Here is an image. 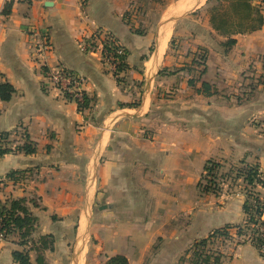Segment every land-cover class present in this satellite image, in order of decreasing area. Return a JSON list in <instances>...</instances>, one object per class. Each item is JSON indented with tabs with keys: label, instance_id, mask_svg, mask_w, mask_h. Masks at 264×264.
Listing matches in <instances>:
<instances>
[{
	"label": "crops",
	"instance_id": "obj_1",
	"mask_svg": "<svg viewBox=\"0 0 264 264\" xmlns=\"http://www.w3.org/2000/svg\"><path fill=\"white\" fill-rule=\"evenodd\" d=\"M159 1L0 0V81L15 89L0 101L11 149L0 158V204L24 199L35 219L26 243L17 233L0 240V264H16L14 252L30 264H191L193 243L243 227L242 179L217 196L197 184L208 161L219 172L256 166L264 181V12L225 50L209 18L201 27L188 19L207 0ZM180 35L189 44L176 58L169 44ZM111 41L126 55L120 71L103 61ZM198 49L200 68L191 65ZM58 68L83 79L86 108L48 81ZM202 83L214 94L197 93ZM26 141L33 154L16 151ZM235 233L216 244L222 264H264Z\"/></svg>",
	"mask_w": 264,
	"mask_h": 264
},
{
	"label": "trees",
	"instance_id": "obj_2",
	"mask_svg": "<svg viewBox=\"0 0 264 264\" xmlns=\"http://www.w3.org/2000/svg\"><path fill=\"white\" fill-rule=\"evenodd\" d=\"M158 2H161L158 0ZM259 4H258V3ZM257 3V4H256ZM207 12L209 13V24L212 30L217 35L226 38L221 43V47L225 50L230 49L235 45L236 41L231 37L237 34H245L257 30L262 24V12H264V0H207L206 1ZM224 8V11L220 9ZM11 3L5 5L2 14L8 15L10 12ZM228 11H231L228 14ZM116 46L111 41L105 46L107 52H115ZM118 57V71L124 68V61L126 55L124 51ZM195 62V60L193 61ZM1 79V75H0ZM192 81H189V86H192ZM206 95H212L211 87L207 83H202L201 88L196 91ZM15 94V89L7 82L0 81V101L8 103ZM66 99L71 100L70 96L65 95ZM87 100L84 97L82 104H77L78 110L86 108ZM2 139H6V135L0 134ZM25 140L27 138L25 137ZM28 141V140H27ZM25 142L22 146L16 148L17 152H23L25 154H33L35 152L34 147ZM11 149L4 148L0 150V158L10 153ZM220 164L208 161L204 167L203 174L197 184V188L201 194L215 195L217 196L221 189L220 183H217V174H219ZM10 177V176H9ZM12 177V176H11ZM223 178V177H222ZM221 179V176H220ZM242 179L246 185V199L242 205V211L245 216V222L243 227L235 226L236 237L239 241L236 245L241 243L250 242L258 251L261 257H264V240L258 236V231L255 228L258 223L264 226V222H261L260 217L264 214V196L260 197L259 194L252 191L256 186L264 188V181L261 179L258 168L256 166H245L237 169L233 180ZM249 190V191H247ZM26 201L24 199L13 200L11 202L0 204V221L3 230L6 231V235L17 233L21 244L27 242L31 233L34 230L35 219L30 215L25 206ZM230 226H225L222 229L216 230L209 234L205 239L199 240L192 244L188 253H190L191 264H222V255L218 251V247L221 244L231 243L232 236L230 235ZM43 239H40L42 241ZM219 244L220 246H217ZM216 245L215 249L209 248V246ZM46 246V245H44ZM223 246V245H222ZM12 258L16 264H30L29 257L26 252H14ZM37 264H42V261H38ZM106 264H128L124 257L116 256L110 258Z\"/></svg>",
	"mask_w": 264,
	"mask_h": 264
},
{
	"label": "built area",
	"instance_id": "obj_3",
	"mask_svg": "<svg viewBox=\"0 0 264 264\" xmlns=\"http://www.w3.org/2000/svg\"><path fill=\"white\" fill-rule=\"evenodd\" d=\"M41 43L39 44V49L41 51H48L49 46L47 43V38L45 35L41 36ZM116 46V51L113 52H107L106 50L103 53V61L110 66L113 71L117 69V66L119 64L118 57L122 54V48L118 45ZM48 81L57 89L59 90L63 96L68 95L70 96L71 100L77 104L83 103L84 93L82 91V85H83V79L80 77H77L70 72H68L65 69H54L50 70L46 74ZM5 140L2 139L0 136V150H3L5 147L3 146V142ZM261 222H264V214L260 217ZM2 224L0 221V240H3L5 237L6 231L3 230ZM255 228L258 231V236L260 239L264 240V226L258 225L255 226Z\"/></svg>",
	"mask_w": 264,
	"mask_h": 264
},
{
	"label": "rangeland",
	"instance_id": "obj_4",
	"mask_svg": "<svg viewBox=\"0 0 264 264\" xmlns=\"http://www.w3.org/2000/svg\"><path fill=\"white\" fill-rule=\"evenodd\" d=\"M161 5H163V2L161 3ZM207 7L205 5V7L202 9V10H196L194 13H190L188 16H189V21H192L191 19H193L195 21V23H197V26L198 27H201V25L205 22V18H209V13L207 12ZM220 9L222 11H224V8L223 7H220ZM231 11H228V14L230 13ZM182 23V22H181ZM193 25H194V22H193ZM189 35H188V38L187 36H173V38L171 39L170 41V44H169V49L171 50L170 52L173 54V56H175L177 58L180 57V54L181 53H185L187 51V48H186V45L189 44ZM154 45L155 44H152L151 45V50L154 49ZM177 51H178V54H177ZM191 54V53H190ZM192 55V54H191ZM183 60H185L186 58H188V61L189 60V48H188V53H187V56L186 57H183V55H181ZM194 59L195 62L192 63L191 62V65L192 66H196L197 68H200L201 66H203V62L205 60V52H203V50L201 49H198L196 51V54H194ZM198 73H201V71H199ZM238 166V165H237ZM233 169V171H231ZM236 171H237V168L235 166H233L231 169L229 168V166H225V168L219 172V174H217V183H221L223 182L224 183V180H227V187L224 186V188H221L222 190H224L225 192L229 193V190H230V186L233 185L234 181H232L235 177V174H236ZM220 176H221V179H220ZM223 177V178H222ZM232 187V186H231ZM234 190L236 191H239V188L236 187ZM249 191V190H247ZM243 192V191H242ZM248 192H244V195H247ZM209 248L211 249H215L216 248V245H213V246H209Z\"/></svg>",
	"mask_w": 264,
	"mask_h": 264
},
{
	"label": "water",
	"instance_id": "obj_5",
	"mask_svg": "<svg viewBox=\"0 0 264 264\" xmlns=\"http://www.w3.org/2000/svg\"><path fill=\"white\" fill-rule=\"evenodd\" d=\"M103 208H105V207H103Z\"/></svg>",
	"mask_w": 264,
	"mask_h": 264
}]
</instances>
